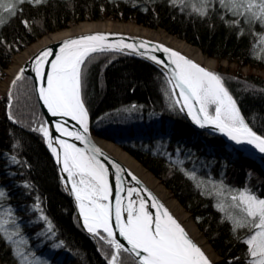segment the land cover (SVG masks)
Returning a JSON list of instances; mask_svg holds the SVG:
<instances>
[{
	"label": "trees",
	"instance_id": "1",
	"mask_svg": "<svg viewBox=\"0 0 264 264\" xmlns=\"http://www.w3.org/2000/svg\"><path fill=\"white\" fill-rule=\"evenodd\" d=\"M194 2L26 1L19 5L14 17L7 16L0 25V78L17 53L43 36L81 22L108 18L163 29L219 63L227 61L264 72V35H253L264 33V28L259 24L250 27L242 19L237 26L233 23L237 18L221 8L219 0H214L207 15L201 16L193 11ZM82 72V99L92 133L121 147L158 179L192 216L224 264H246L247 247L241 241L247 230L238 231L241 239L233 235L226 219L228 201L217 196L210 182L222 181L230 189L247 187L264 198V158L246 156L219 135L195 128L177 104L172 106L174 97L165 95V89L170 87L167 78L146 61L124 54L99 53L82 66ZM214 73L223 78L245 122L264 135V77L243 76L239 70L228 68ZM11 92V101L6 99L11 108L0 103V191L5 194L0 197V219H15L27 249L50 264H108L104 255L107 245L88 235L77 223L58 167L42 133L33 127L44 118L32 79L24 75ZM193 171L195 180L186 174ZM218 203L224 204V212L216 207ZM48 222L52 231H48ZM5 227L15 230L11 223ZM0 263L19 264L13 245L5 241L2 233Z\"/></svg>",
	"mask_w": 264,
	"mask_h": 264
},
{
	"label": "snow or ice",
	"instance_id": "2",
	"mask_svg": "<svg viewBox=\"0 0 264 264\" xmlns=\"http://www.w3.org/2000/svg\"><path fill=\"white\" fill-rule=\"evenodd\" d=\"M25 2L26 0H0V9L8 13V17H14L20 10L19 5ZM30 2L40 4L42 0ZM213 3L214 0H196L191 6L194 12L206 16ZM219 4L227 13L237 18L233 21L237 26L242 19L250 27L259 24L264 28V0H219ZM4 20L5 17L0 14V24ZM24 23L27 26V21ZM253 35L261 36L264 33L253 32ZM107 40L108 37L101 33L62 39L58 41V52L51 47H45L32 59V70L39 81L35 91L48 113L53 117H71L82 129V132L69 131L61 123L55 125L57 132L80 141L84 148L58 137L53 138L47 127L42 126L39 131L58 164L61 163L62 151L61 171L67 173L66 181L71 183L70 191L77 201L83 227L94 238H98V242L102 241L107 245L108 251L104 255L108 264H211L208 256L192 241L181 224L151 193L148 196L152 200L150 208L155 209L154 213L146 206L147 201L143 197L139 198L137 204V200L133 198L134 193L139 196L137 188H127L128 202L126 205L123 203L122 174L125 170L112 162L116 169V185L113 191L109 182V170L100 158L103 153L86 135L89 127L88 111L81 98L82 66L94 53L124 52L126 49L137 52L138 48H146L144 41L137 45L126 43L123 37L114 43H107ZM153 50L167 53L169 64L164 66H173L170 68V76L165 73L166 83L170 86L165 89V95L175 97L173 107L179 104L180 111L187 109V114L201 128L213 125L236 144L246 143L264 154V135L257 134L245 122L221 76L171 48L154 45ZM52 56L54 59L49 60ZM148 58L158 65L164 64L155 55ZM46 65H50V70L46 69ZM24 72V68L19 70L11 81L12 88H16L17 82L24 78ZM8 97L11 101V91ZM9 119H12L11 112ZM54 140L58 147L54 146ZM12 159L15 160V157ZM107 159L104 156V160ZM186 174L195 180V171ZM128 175L132 176L137 185L140 184L132 173L129 172ZM63 179L65 178L62 176ZM201 183L203 181L197 183L198 188ZM210 183L217 196H223L228 201L226 219L231 223L233 235L241 239L238 231L247 230L241 241L247 247L246 264H264V198L258 197L247 187L230 189L222 181L219 184ZM4 195L0 191V197ZM113 196L114 205L110 199ZM216 207L222 212L225 210L223 203H218ZM7 215L11 218V210H8ZM43 219L48 220L46 216ZM8 223L15 230L5 227ZM48 231H52L50 222ZM117 232L124 242L117 238ZM0 233L6 242L13 245V255L18 258L19 264H47V261L40 260L34 252L27 249V241L21 235L15 219H0Z\"/></svg>",
	"mask_w": 264,
	"mask_h": 264
},
{
	"label": "bare ground",
	"instance_id": "3",
	"mask_svg": "<svg viewBox=\"0 0 264 264\" xmlns=\"http://www.w3.org/2000/svg\"><path fill=\"white\" fill-rule=\"evenodd\" d=\"M30 1V0H26ZM168 3H172L173 0H167ZM183 0H176L175 3H181ZM92 31H112V32H124L134 33L152 38L163 43H166L173 48L186 54L191 60L205 69L212 71L215 68L216 61L213 58L205 56L200 49L188 44L187 42L179 39L177 36L168 34L163 29H148L141 25L136 24L133 21H122L106 19L96 22H81L77 25H72L67 29L54 32L43 36L31 45H29L23 51L17 53L11 61L8 69H6L7 79L0 83V94L4 95L11 91V81L18 74L19 70L23 68L25 63L44 46L54 44L64 38L88 33ZM4 71V72H5ZM89 124V118H88ZM100 144L115 157L121 160L128 168H130L141 180H143L165 203L167 208L177 217L180 223L183 225L186 232L190 237L198 244L202 251L208 256L211 264H222L221 258L215 253L209 242L206 240L202 232L197 228L192 216L187 213L180 203L171 195V193L162 185V183L156 179L148 170H146L136 159L125 152L121 147L115 145L109 140L100 138ZM71 143V142H69ZM54 146L58 147V144L54 141ZM56 160V158L54 157ZM61 167L62 165V151H61ZM71 184V183H70ZM76 217V216H75ZM82 218V217H81ZM77 221V220H76ZM83 221V220H82ZM78 223V222H77Z\"/></svg>",
	"mask_w": 264,
	"mask_h": 264
},
{
	"label": "water",
	"instance_id": "4",
	"mask_svg": "<svg viewBox=\"0 0 264 264\" xmlns=\"http://www.w3.org/2000/svg\"><path fill=\"white\" fill-rule=\"evenodd\" d=\"M96 33H101L104 34L108 37L107 43H114L116 42L119 38L123 37L124 41L126 43H136L137 45H139V43L141 41L146 42V48H138L137 52H132V50H124V52H111L108 51L109 53H118V54H124L127 56H131L134 58H138L141 59L143 61H146L150 64H152L153 66H155L157 69H159L162 74H164V76L166 77L165 73L168 74V76L171 75V71L170 68L173 67L171 65H169V67H165V64H169L168 61V54L164 53L162 50L159 51H154L153 50V46L154 45H163L165 47L171 48L179 53H181L182 55H184L186 58L190 59L186 54H184L183 52L179 51L176 48H173L172 46L163 43L161 41L152 39V38H147L145 36L139 35V34H134V33H124V32H112V31H92V32H88V33H82V34H76L67 38H77L81 35H88V34H96ZM66 39V38H64ZM45 47H51L53 48L54 51L58 52L59 50V44L58 42L54 43V44H50ZM43 48H41L39 51H37L33 56H31V58L25 63V65L23 66V68L25 69L24 75L29 76L32 79L33 82V87H34V91L35 89L39 86V81L36 80V73L32 70V59L33 57L38 54ZM100 53H107V52H100ZM128 53V54H125ZM140 53H144L143 55H141ZM95 54H99V53H94L92 55ZM150 55H155L157 58L161 59L164 61V64H156L154 61H152L151 59L148 58V56ZM54 59V56L49 57V60ZM193 61V60H192ZM47 70H50V65H46L45 66ZM167 78V77H166ZM178 91V90H177ZM35 96L37 99V103L39 105V109L44 117L45 120V127H47L51 133V135L53 136V138H60V139H64L67 140L68 142L74 143L76 144L77 147L79 148H84V144H82L80 141L75 140L73 137H67L65 135H63L60 132L56 131L55 125L56 123H61L63 127L67 128L69 131H81L82 129H80V125L71 119V117H53L51 116L50 113H48L47 108L44 107L43 102L41 100H39L38 98V92L35 91ZM175 99V97H174ZM182 103V101H181ZM178 107L180 108V105L177 104ZM183 113V115L185 116L186 120L191 123L195 128L199 129V130H206L209 132H212L214 134L219 135L220 137H222L229 145H231L233 148H235L236 150H239L241 152L244 153V155L246 156H253V157H263L264 158V154L259 153L256 149H254L252 146L246 144V143H242V144H236L234 141L228 139V137L226 135H224L222 132H220L218 129H216L213 125H206L205 127L201 128L198 124L194 123L192 118L187 114V109H185L184 111H181ZM88 118H89V132L86 134L91 142L98 148L101 149L103 156H101V160L103 163H105L106 167L109 170V182L113 187V191L115 190V185H116V169L112 166V162L114 161L115 163L119 164L125 171L122 174L123 176V184L122 187L124 189V191L121 192V196L123 197V203L126 205L128 202V197H127V188L132 187V188H137L139 190V196H137L135 193L133 194V198L137 200V204L139 202V198L143 197L146 201H147V205L150 209V211H152L153 213L155 212V209L150 208V205L152 203L151 198L148 196V193H151L152 196H154L156 198L157 201H159L161 204L164 205L165 208H167V206L165 205V203L158 197V195L143 181L141 180L130 168H128L121 160H119L117 157H115L111 152H109L108 150H106L99 142L98 137L94 136V134L91 131V124H90V116L88 114ZM254 131V130H253ZM45 139V138H44ZM55 141V140H54ZM45 144L47 146V143L45 141ZM48 148V146H47ZM48 150L50 151V149L48 148ZM51 155L52 152L50 151ZM104 156L108 157L107 160H104ZM53 159L54 156L52 155ZM57 167H58V172H59V177H60V181L62 184V187L65 191V193L67 194V196L69 197L72 206L74 208V212H75V216H76V220L78 222V224L81 226V228L90 236L93 237L92 234H90L84 227H83V221L82 218L79 214V208L77 205V201L75 199L74 194L71 193L70 189H71V184L70 182L66 181V177H67V173H63L61 171L62 167L60 164L57 163V161L54 159ZM132 173V175H134L139 181L140 184L137 185L136 182L132 179V176L128 175V173ZM62 176L65 178L62 180ZM112 200L113 205L115 204V199L114 196L110 198ZM168 209V208H167ZM168 211L171 213V215L180 223V221L177 219V217L168 209ZM126 215V214H125ZM181 224V223H180ZM181 226L183 227V225L181 224ZM184 228V227H183ZM189 235V234H188ZM190 237V235H189ZM117 238L121 240V242L123 241L122 237H119L118 232H117ZM191 238V237H190ZM192 239V238H191ZM192 241L198 246V244L192 239ZM126 243V242H125Z\"/></svg>",
	"mask_w": 264,
	"mask_h": 264
},
{
	"label": "rangeland",
	"instance_id": "5",
	"mask_svg": "<svg viewBox=\"0 0 264 264\" xmlns=\"http://www.w3.org/2000/svg\"><path fill=\"white\" fill-rule=\"evenodd\" d=\"M0 14H2V16L3 17H5V19H6V17L8 16V13H6V12H3V10L2 9H0ZM106 20V19H105ZM134 22V21H133ZM1 25V24H0ZM146 28V27H145ZM149 29V28H148ZM26 49V48H25ZM216 61V60H215ZM219 68H222V69H226V68H228V70H230V71H236V70H239V73H241L240 75H243V76H245V75H247V74H257V75H260V76H263L264 77V72H261V71H256V70H251L249 67H241V66H237L236 64H230V63H228L227 61H223V62H217L216 61V64H215V68H214V70H213V72H215V71H217ZM7 79V77H6V71L3 73V75H2V77L0 78V83L2 82V81H4V80H6ZM9 93V92H8ZM8 93L6 94H4V95H2V94H0V103L1 102H4V103H6V108H9V102L7 103V98H8ZM11 108V107H10ZM1 110V109H0ZM22 122H24V119H22L21 120ZM45 127V122L44 121H41V122H38V123H35L34 124V128L35 129H40L41 127ZM113 143V142H112ZM116 145V144H115ZM41 260V259H40ZM222 260V259H221ZM19 261V260H18ZM42 261H44V260H42ZM1 264V263H0ZM47 264H50L49 262H47ZM222 264H224V262H223V260H222Z\"/></svg>",
	"mask_w": 264,
	"mask_h": 264
}]
</instances>
